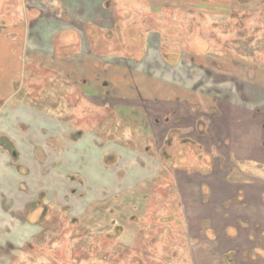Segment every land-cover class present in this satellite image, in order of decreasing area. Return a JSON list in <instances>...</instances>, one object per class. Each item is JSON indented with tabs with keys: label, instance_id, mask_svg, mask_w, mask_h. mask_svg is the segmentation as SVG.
I'll use <instances>...</instances> for the list:
<instances>
[{
	"label": "flooded vegetation",
	"instance_id": "1",
	"mask_svg": "<svg viewBox=\"0 0 264 264\" xmlns=\"http://www.w3.org/2000/svg\"><path fill=\"white\" fill-rule=\"evenodd\" d=\"M243 41L238 43L240 41L236 39L232 43L226 42L220 50L205 54L194 55L181 51L175 61V58H170V53L162 52L158 38L157 43L148 38L146 50L139 58L106 57L89 53L92 58L88 62L83 52L75 65H70L66 60L68 56L63 61L65 68L40 65L49 73L54 71L65 77L64 92L75 90L81 108L86 104L92 105L98 114L100 110L97 108L108 111L102 117V122L95 125V131H84L80 127L73 129L74 123L69 127V118L75 117L69 116L70 108L72 111L73 108L68 101L65 106L60 104L66 109L62 110L60 116L54 117L48 112H52V107L45 111L37 108L42 106L40 101L31 99L28 93L24 94V84H16L14 90L18 101L48 114V117L59 123L61 132L54 130L57 137L52 138L60 141L61 146L54 148L49 144L51 141H48L51 137L45 139L41 147L31 150L34 152L32 158L36 161L29 165L23 162L24 156L16 141L5 134L0 136V150L7 153L20 181L14 189V196L5 194V188L0 185L3 205V208L0 206V231L4 232L3 238L5 236L0 244V259L9 257L11 252L18 253L24 246L33 248V240L43 241L42 236L50 232L45 221L48 220V204L52 200L62 208L71 206L68 208L74 211L72 203L63 205L68 197L62 189L69 184L81 188L87 186L86 182L89 186L95 184L96 191L89 193L93 200L91 202L104 204L112 198L104 195L106 190L110 189L109 192L113 193L116 188L132 190L136 186L145 187L149 181L147 172L156 167L155 173L159 177L164 174V169L171 173L182 190L181 198L185 204L188 205V200L191 202V212L187 211L191 217L188 219L189 231L214 232L217 229L212 227L213 220H224L223 231H226V236L230 229L234 230V226L227 222L230 214L228 204L237 203L240 210L242 208L235 217L238 243L228 249L229 243H223L222 239L223 248L219 249L223 253L214 260L215 264H264V180L260 181L258 176L257 180L247 179L250 177L245 174V168L250 163L257 171L264 173V51L258 45L246 46ZM241 49L247 51L242 52ZM34 62L37 63L36 60ZM79 62L82 67H79ZM121 124L130 127L129 132L141 129L146 138L144 143L147 144L143 150H133L111 138L115 135L111 131ZM20 127L21 132L28 129L23 123ZM83 141L90 146L89 151L80 157L84 173H73L72 176L68 173L66 187H52V165L56 169L64 167V162L66 164L75 152L74 146ZM152 146L154 149L151 154ZM38 151H41V156L36 154ZM46 152L51 156L46 155ZM88 152H96L98 157H90ZM52 154L56 156L54 163L51 162ZM183 157L189 158L190 165H176ZM93 158L97 160L93 161ZM204 159L208 161L205 168L195 166V162ZM155 162L158 165L155 166ZM167 164L169 167L166 168ZM93 168H100V171L90 173ZM187 168L191 169V173L186 171ZM113 169H117V173L123 171L126 175L120 179L116 173L113 180L104 182L103 175L113 172ZM202 169L205 173L197 174ZM96 175L97 180L94 179ZM106 184L111 186L106 187ZM232 186L237 190L234 197L221 195L226 187ZM102 187L105 188L103 191ZM86 195L83 198L85 200ZM250 196L254 202L252 214L248 212ZM7 199L12 201L13 206L9 203L4 208ZM17 204L22 207H16ZM213 205L218 206L213 209ZM88 207L85 206V215ZM31 214L37 215L36 219L39 220L29 223ZM252 220L254 222L251 226ZM27 224L34 226L31 227L36 231L33 237L26 242L23 238L19 240L18 236L9 238L7 231H21L22 226ZM243 232L247 233L246 236Z\"/></svg>",
	"mask_w": 264,
	"mask_h": 264
},
{
	"label": "rangeland",
	"instance_id": "2",
	"mask_svg": "<svg viewBox=\"0 0 264 264\" xmlns=\"http://www.w3.org/2000/svg\"><path fill=\"white\" fill-rule=\"evenodd\" d=\"M112 1L115 6V20L113 21L115 28L113 30H102L97 26L94 28V25L81 28L87 37L84 42V59L88 62L89 53L106 57L139 58L146 50L145 44L148 38L151 42L156 40V43L158 38L162 52L170 53V58H175V61L177 60L176 55L181 51L194 55L205 54L208 51H218L226 42L232 43L236 39L240 40V33L242 34L243 30L246 31L247 36L255 35L257 39L264 42V0H247L250 6L243 8L238 6L234 9L232 8L235 5L231 0H211L208 4L202 3L203 0H189L187 6L183 7L185 10L191 11L187 13L173 11L167 7H162V11L159 13H153L150 11L152 7L145 0ZM193 7H196L197 12L192 11ZM205 9L212 11L204 12ZM234 11L239 13L234 14ZM69 21H71L70 18L68 23ZM76 36L78 35L74 32L66 34L69 39V45L66 48L57 43V58H59H54V67L62 68L60 62L64 56L69 57L66 60L70 62V65L76 64L73 54L79 52L80 42L77 43V41L81 40L78 38L79 36ZM36 46L30 45L33 52L38 50ZM88 46H90L89 49ZM260 50L264 51V48ZM246 51L244 49L242 52ZM33 57L38 58V60L40 58L35 54H33ZM40 65L38 61L37 63L30 59L26 61V73L21 81V84H24L22 89L29 94L31 99L43 98L41 92L46 90V94H53V97L52 95L51 97L55 103L56 92L54 89L48 88V85H52L51 82L56 83L58 76L54 71L49 73L40 68ZM41 66L46 67L45 65ZM79 67H82L80 62ZM2 70L4 69L2 68ZM58 94L61 95L58 107H54L52 112H48L54 117L60 116L62 110L66 109L64 106L68 101L69 106L73 108V111L70 108L69 116L75 117L69 118L71 121L69 127L70 124L74 123L75 127L72 126L73 129L80 127L84 131H89V129L95 131V125H98L97 122H102V117L107 115L106 112L108 111L102 108H97L100 110V114L94 112L95 109L90 103L91 106L85 104L81 108L78 93L75 90L66 92L64 96L61 92ZM61 103L64 106H61ZM129 128L121 124L117 129L111 131L112 134H115L111 138L128 145V148L143 150L144 146L147 145L144 143L146 142L145 135H142L141 129L129 132ZM52 140L54 139L48 140L51 141L49 144L52 147L59 148L61 146L60 141ZM24 142L22 141V145ZM107 146L109 147V145ZM25 149L28 151L27 148ZM89 149L90 146L87 145L86 141L74 146L75 152L72 153V158H68L66 164L65 162L63 164L65 170L71 176L73 173H84L80 157ZM153 149L152 146L151 154ZM29 153L34 154L33 151H29ZM36 154L41 156V151L36 152ZM88 154L90 157H98L96 152H88ZM184 158L178 160L176 165L178 163L190 165L189 158ZM195 163L196 167L201 165L200 168H205L208 161L204 159ZM154 164L155 166L158 165L157 162ZM169 164L165 165L166 168L169 167ZM2 165L7 168L8 165H12V161L5 157L4 161L2 160ZM155 169L147 172L146 176L149 181L146 182L145 187L136 186L132 190H124L123 188L119 190L116 188L113 193L109 192L110 189L106 190L104 195L112 198L104 204H92L91 202L93 200L89 193L93 194L96 191L95 184L92 183V186H89L86 182L87 186H83V188L69 184L67 188H64L65 190L62 189V192L68 197L66 201L68 204L64 201L63 205H71L70 203H72L75 207L74 211L68 208L71 206L62 208L59 203L52 200L48 204V220L45 221L50 232L42 236L43 241L40 242L39 239L31 240L33 248L24 246L18 253L11 252L9 257L0 259V264H215L214 262L223 253L219 249V246L221 249L223 248L220 240L223 239V243H229L228 249L234 248L238 243V240H236L237 231L235 226L237 220L235 217L240 210L239 205L228 202L230 214L227 222L228 225L234 226V230L230 229L228 235H223L224 223L226 222L224 220H213L212 227L217 229L214 232L189 231L190 222L188 219L191 217L188 216L187 211L191 212V202L188 200V205L185 204L186 202L181 198L182 190L179 189L171 173L164 169V174L159 177L155 173ZM116 170L113 169V172L109 171V173L104 174L103 181L113 180L114 175L117 173ZM99 171L100 168L99 170L93 168L90 173L95 174ZM186 171L191 173L190 168H187ZM204 173L205 170L202 169L197 174L202 175ZM4 174L7 175L5 170L0 167V175L3 176ZM245 174L250 177H246L247 179L257 180L258 176L260 181L264 180V173L257 171L251 163L245 168ZM85 175L87 174L85 173ZM125 175L123 171L117 173L120 179H123ZM146 176H142V178ZM98 177L96 175L94 179L97 180ZM15 180L16 182L5 180V183L0 185H3L5 190L13 191L20 184L18 177ZM100 184L103 185L102 182ZM106 185V187L111 186L110 184ZM64 186L65 184L62 185V187ZM226 188L221 195H228L229 197L236 195L235 186ZM20 189L24 190L22 187ZM104 189L102 187V191ZM204 192L207 193V190L204 189ZM84 195H86V200H90L87 203L83 199ZM248 199V212L252 214L254 211L253 197L250 196ZM9 203L13 206L12 201L7 199L4 208H7ZM88 205L85 215V206ZM0 206L3 208L1 200ZM18 206L22 207L20 204L16 205V207ZM212 207L214 209L215 205ZM36 216L31 214L28 222L34 223ZM253 222L252 220L251 226ZM202 226H204L203 223ZM31 227L34 226H24L21 231H25V235L18 231L19 240L22 238L24 240V237L28 235L26 231H30V229L35 231ZM11 228L13 227L11 226ZM7 232H9L10 239L17 236L16 231ZM3 233V231H0L1 245L5 238V236L3 238ZM116 234L117 236H115ZM243 234L246 236L247 233L243 232ZM244 239L247 241L246 237Z\"/></svg>",
	"mask_w": 264,
	"mask_h": 264
},
{
	"label": "crops",
	"instance_id": "3",
	"mask_svg": "<svg viewBox=\"0 0 264 264\" xmlns=\"http://www.w3.org/2000/svg\"><path fill=\"white\" fill-rule=\"evenodd\" d=\"M145 1L152 7L150 11L153 13L161 12L162 7L184 13L191 12L183 8L187 6L189 0ZM210 1L201 2L208 4ZM195 9L196 7H193L192 11L197 12ZM209 11L212 10L207 9L204 12ZM112 12L115 14L112 0H0V136L5 134L16 141L18 149L24 156V163L29 165L35 163L36 160L32 158L29 151L41 147L45 139L52 138L56 136L54 134L61 132L59 123L48 117V114L34 110L16 99L15 85L21 83L24 78L26 61L36 60L41 65L55 66L54 58H59H57V43L66 48L69 45L66 34L74 32L79 36L76 37L81 39L77 41V43L80 42V50L74 54L73 58L76 62L84 52V42L87 39L81 28L94 25V28L97 26L102 30H113L115 18ZM69 18L71 21L68 23ZM30 45H37L38 50L33 52ZM33 54L40 56L39 60L33 57ZM64 58L65 56L61 58L63 60L60 59L62 68L65 66ZM90 58L92 56L88 55V60H91ZM22 123L27 125L28 129L21 132L20 124ZM22 141H25L23 145ZM46 155L51 156L49 152H46ZM5 157L8 158L7 153L0 150V167L7 174L6 176L5 174L0 175V183L4 184L5 180L16 182L15 178L18 175L12 165H8L7 168L2 165ZM55 160L56 156L52 154L51 162L54 163ZM96 160L97 158H93V161ZM50 171L52 187L68 185L66 181L68 172L64 167L56 169L52 165ZM5 194L12 196L14 190L6 189ZM217 206L215 205V208ZM24 226L28 225L22 227ZM13 228L16 230L15 227ZM20 232L25 235V231ZM35 232L26 231L28 235L24 237V240L27 238L24 242L33 237ZM16 233L18 236V231Z\"/></svg>",
	"mask_w": 264,
	"mask_h": 264
},
{
	"label": "trees",
	"instance_id": "4",
	"mask_svg": "<svg viewBox=\"0 0 264 264\" xmlns=\"http://www.w3.org/2000/svg\"><path fill=\"white\" fill-rule=\"evenodd\" d=\"M233 3H234V5L235 6H233V8L232 9H234V8H238V6H240V7H246V6H250V4H249V1H247V0H231ZM237 3V4H236ZM222 7H223V5H222ZM239 7V8H240ZM236 13H239L238 11H234V14H236ZM245 30H243V32H244ZM242 32V34L240 33V40H238V41H240V42H238V43H241V41H242V39H244V43L246 44V46H247V44H252V45H250L251 47H254V46H260L259 48L261 49V48H264V42L263 41H260V39H257L256 37H255V35H253V36H247V33H246V31L243 33ZM261 43H263L262 45H261ZM255 44H257V45H255ZM58 77H57V79H56V83H53V82H51L52 83V85H48V88H50L51 89V86H52V89H54L55 90V92H56V94H55V98H56V100H55V103L53 102V99H52V97H53V94H46L47 93V91L46 90H44L43 92H41V96H43V98H39L38 99V97H37V100H39L40 102L39 103H41L42 104V106H37V108H39V109H41V110H43V111H45V110H48V109H50L51 107H52V109L54 108V107H58V106H56V105H59V99H60V97H61V95L60 94H58L59 92H61L62 94H63V96H64V94L66 93V92H64V85H66V80H65V77H63V76H61V75H58V74H56ZM70 87H71V85H69ZM45 89H47V88H45ZM51 89V90H52ZM26 92H24V94H25ZM51 95H52V97H51ZM58 98V99H57ZM57 102V103H56ZM53 105V106H52Z\"/></svg>",
	"mask_w": 264,
	"mask_h": 264
}]
</instances>
